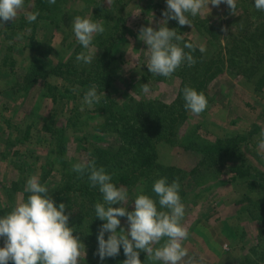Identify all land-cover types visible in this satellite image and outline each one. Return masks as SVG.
I'll return each instance as SVG.
<instances>
[{"label":"rangeland","instance_id":"1","mask_svg":"<svg viewBox=\"0 0 264 264\" xmlns=\"http://www.w3.org/2000/svg\"><path fill=\"white\" fill-rule=\"evenodd\" d=\"M114 1L111 0L108 4L107 0H67L63 6L64 19L59 21V28H48V18L40 14L35 22H28L29 25H26L25 29H18L20 17L24 14L26 18L27 13L31 12L33 0H25L24 7L10 27L7 22L0 21L2 30H5L7 25L9 27L5 30L6 33L0 34V64L6 54L10 56L7 62L14 61L11 73L9 65L0 66V210L10 203H13L14 208L18 201L23 200L26 182L33 175L48 186L58 183L61 179V166L58 162L60 155L76 164L85 162L87 149L95 145L118 144L117 136L106 130L108 128H96L104 122L103 117L93 113V106L88 107L82 102L84 94L92 87L73 83V88L78 86L75 92L69 93L58 87L51 93L46 91L39 80L26 92L24 88L27 79H23L35 61L55 64L59 55L69 52L65 48L69 43H72L71 49L79 47L78 54L87 53L88 50L75 38L71 28L72 21L78 15L91 19L92 8L101 5L112 10ZM254 3L255 0H237L235 15L231 14L224 3L219 7L210 4L211 11L205 9L195 17L189 15L192 27L180 26L174 20L167 23L170 29H176L178 34L184 36V41L180 42L181 46L184 42L206 46V51L199 53L200 57L193 53L195 65L199 64V70L204 69L208 63L211 68L220 71L208 86L200 90L207 94L206 110L199 115L187 110L175 140L160 141L157 144L158 162L179 170L180 190L184 192L181 200L186 210L182 223L188 228L189 237L183 244L188 248V256L180 264H238L240 259H246V264H264L260 249L264 241L258 242L259 223L264 225V182L253 171L248 177L229 181L233 173L231 168L240 163L239 159L221 160L216 171L207 172V160L204 164L194 150L181 146L185 143V146L188 145L191 140L200 145H207L213 144L217 138L238 133L248 135L249 139L241 147L243 157L252 167L264 173V151L259 150L257 146L260 133L264 130V88L255 91L252 83L243 75H234L233 70V73H230L231 69L227 68V59L233 52L232 45L239 44L241 35L253 33L264 18V11L257 10ZM121 5L123 6L119 12L126 18V37L115 49L121 62L113 77V88H110L109 94L118 99L132 95L136 99L146 97L169 101L179 80L177 72L183 70L185 64L170 78L163 77L160 81L142 83L140 74L148 69L149 53L147 45L138 38L141 26H151L158 30L160 22L163 24L162 12L166 10V0H122L121 4H115V10ZM10 32H13L14 36L10 37ZM96 37L97 35L93 40L94 53L98 52ZM48 48L51 51L43 56ZM74 62H77L76 58ZM79 64L82 68L90 66L83 62ZM47 81L57 86L63 83L69 85L56 76L48 77ZM135 82L141 85L149 83V93L145 94L141 85L138 90H133L132 85ZM193 82L189 80V87L193 86ZM15 85L20 91L10 90ZM97 94L102 97L107 93L97 90ZM54 96L56 100L53 101ZM76 112L80 114L81 121L77 126L68 127L67 119ZM46 124L62 130L56 140L43 128ZM28 125L31 126L28 139L17 142L16 137H21ZM252 130L253 132H250ZM185 136L190 138L184 139ZM60 142L63 150L60 148ZM246 181L251 183L247 184ZM142 189L141 183L127 190V209L134 208L137 195L146 194ZM247 197L252 198L254 204L248 203ZM119 206L121 205L116 204L115 207ZM103 223L105 221H101L91 235L86 236L90 230L79 235L86 246V256L80 264H104L103 261L97 262L98 255H95L98 230ZM119 228L127 230V219L121 220ZM108 235L109 233H105V239ZM0 239L4 245V239ZM163 242L162 240L161 244ZM258 243V254L251 253L252 247ZM88 251H94L92 256L88 255ZM248 260L253 262L248 263Z\"/></svg>","mask_w":264,"mask_h":264},{"label":"trees","instance_id":"2","mask_svg":"<svg viewBox=\"0 0 264 264\" xmlns=\"http://www.w3.org/2000/svg\"><path fill=\"white\" fill-rule=\"evenodd\" d=\"M66 2L67 0H56L55 4H49L48 0H33L31 12L39 11L40 14L45 15L48 18V23L46 25L48 28H59V21L64 19L63 6H65ZM121 2L122 0H115L112 10L107 9L103 5L92 8L93 14L91 19L93 21H101L106 30L103 34H98L96 37L98 41L96 40L95 45L98 48V52L96 58L89 67L82 68L79 67L80 64L78 61L74 62L80 49L78 46L71 49L72 43H69L65 47L69 50L68 53L65 52L66 58L65 53H62L59 55L60 57L55 64L48 65L35 61L30 65L23 77V79H27L24 90L26 92L29 91L31 87L41 80L46 91L51 93L54 90L56 91L58 87H61L63 91L71 93L73 91V83L81 85L82 87H96V90L106 92L107 94L101 97L100 104L92 107L93 113H98L99 115H96L104 119V122L97 125L96 128H108L106 130L117 136L118 144H116V146L95 145L91 149H87L88 156L85 162L94 159L97 167H104L106 172L112 175V182L118 187L123 186L127 190H131L142 183V192L156 199L159 209L158 197H156V194L152 191L154 182L161 177H167L168 182L171 183L174 179L179 178V170L175 167L163 166L158 162L157 144L160 141L173 142L175 140L181 122L186 118L187 110L184 108L183 88L189 86V80L191 79L194 81L192 88L200 92L201 88L203 89L205 86H208L220 71L219 69L214 70L208 63L205 65V68L201 70H199L198 63L191 67L185 64L183 67L184 69L177 72L179 80L174 95L172 94L173 97L169 101L146 97L136 99L132 95L128 96V98L122 97V99L110 96L109 90L113 88V77L118 71L121 62L115 53V49L118 43L126 37V18L119 12L123 5L115 10V4H121ZM23 15L18 21V29H20V31L25 29L26 25H29L27 19ZM10 22L11 23L7 21L9 27L13 23L12 21ZM5 30L0 28V34L6 33ZM8 35L12 37L14 33L10 32ZM5 37H7L6 34ZM241 37L239 44L232 45L233 52L227 59V68H229V70L231 69L230 73L234 72V75H243L245 79L252 83L255 91H261L264 88V18L261 19L259 27L255 28L253 33L246 34V36L241 35ZM50 39L51 36L49 41ZM50 51L51 50L48 48L43 56L49 54ZM55 51L56 49L53 52ZM195 53L200 57V52L198 50H196ZM9 58L10 56L6 54L1 59L2 62L0 66L9 65L11 73L13 71L14 61L10 60L7 62ZM147 70L148 69H145V71L140 74V81L142 83L162 80L163 76H154ZM55 76L66 81L69 85L66 86L65 83H63L61 86H57L47 81L48 77ZM137 82L133 83V90L139 89L138 86L141 84H137ZM10 90L12 92L20 91V88L15 85V87H11ZM82 94L80 95L81 97L83 96ZM205 96L207 98L206 93ZM54 100H56L55 96L53 97V101ZM95 118L96 117H94V119ZM80 121V114L76 112L75 115L67 119L66 124L68 127H73L77 126V123ZM30 127V125L26 126L23 135L21 137H16L17 142H23L28 139ZM43 128L49 131L55 140L58 138V134L62 132V130L52 128L47 124L44 125ZM250 132H253V130ZM189 138L190 137L185 136L184 139ZM248 139V135L238 133L224 138H217L214 140L213 144L200 145L191 140L188 142V145L185 146V143L181 146L185 149L189 148L194 150V152L199 154L200 161L204 162V164L207 160V172L216 171L217 164H220L221 160L239 159L240 163L237 162L238 165L231 168L233 173L228 179L229 181H234L245 176L248 177L250 172L253 171L257 174L258 178L264 182V173L252 167L241 152L242 145ZM60 148L63 150L61 142ZM58 162L61 166V179L56 184L50 186L46 185L49 188L50 195L57 207L60 203L66 205L65 214L71 213L69 227L75 229L73 233L75 236L79 237V235L85 234V232L89 230L90 232L87 233L86 236L91 235L101 223V220L95 217L94 205L97 202H102V194L99 192L98 187L90 186L87 174L81 176L79 173L74 172L72 170L74 163L69 162L63 155H60ZM40 182L44 184L41 180ZM246 183L249 184L251 181H246ZM179 194L182 198L184 192L180 190ZM28 195L29 193H23L24 201H26ZM246 200L248 203L254 204L252 198L247 197ZM12 206L13 203L6 204V207L0 210V217L11 212L13 209ZM115 206L116 205H113V207ZM127 210L132 211L134 208H129ZM256 215H259L258 212ZM122 219L127 218L121 217L120 220ZM259 226L258 242L264 241V225L260 222ZM118 229L120 230L119 227ZM3 246L0 239V247ZM259 247L260 243L252 247L251 253L257 255V249ZM260 249L262 251L261 257L264 259L263 242ZM93 252L94 251H88V255L92 256ZM125 259L126 257L121 247L118 256L114 258H105L103 262L104 264H123ZM140 259L142 264H162L160 261L154 262L147 259V254L143 251H140ZM99 261L101 260L98 257L97 262ZM247 262L252 263L253 260H248ZM9 264H12V262L10 261ZM238 264H246V259L243 261L240 259Z\"/></svg>","mask_w":264,"mask_h":264},{"label":"clouds","instance_id":"3","mask_svg":"<svg viewBox=\"0 0 264 264\" xmlns=\"http://www.w3.org/2000/svg\"><path fill=\"white\" fill-rule=\"evenodd\" d=\"M48 2L55 4L56 0ZM24 3L25 0H0V21L13 22ZM107 3L110 4L111 0ZM222 3L228 6L231 14H236L237 0H166L163 24L160 22L158 30L141 26L138 32V38L147 45L150 73L170 78L182 64L195 65L193 53L197 49L204 53L206 46L191 42H184L181 46L184 36L176 29H170L167 23L174 20L180 26L192 27L189 15L195 17L205 9L211 11L210 4L219 7ZM254 5L257 10L264 11V0H255ZM39 15V11L29 12L26 19L32 23ZM71 28L79 44L88 50L79 53L76 60L91 64L97 52H93V40L106 30L103 23L78 15ZM77 88L72 90L75 92ZM141 89L145 94L149 93L150 84H142ZM183 98L184 108L194 115L201 114L208 106L205 94L189 86L183 88ZM82 102L88 107L100 104L96 87L84 94ZM257 146L264 151V130ZM72 170L81 176L87 174L90 186L98 187L102 194V202L94 205L95 217L105 221L98 230L95 253L101 261L118 256L121 247L126 257L123 264H142L140 251L147 254V259L162 264H180L188 256V248L183 242L188 239L189 231L182 223L186 208L179 194V178L169 183L167 177H161L154 182L152 191L158 197L159 209L156 199L141 193L134 199V210L128 211L125 207L127 189L115 185L112 175L104 167H97L94 159L76 163ZM24 192L29 193L26 201H18L11 212L0 217V237L4 239V246L0 247V264H9L10 261L12 264H80L86 256V246L73 234L75 229L69 227L71 213L65 214L66 205L60 203L57 207L49 188L35 175L27 180ZM116 204L121 206L113 207ZM121 217L127 218L128 228L117 231ZM105 233H109L107 239Z\"/></svg>","mask_w":264,"mask_h":264}]
</instances>
